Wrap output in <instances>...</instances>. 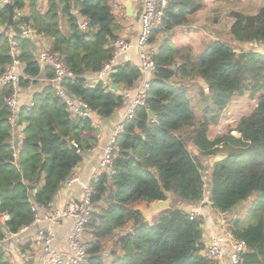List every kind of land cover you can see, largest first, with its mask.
I'll list each match as a JSON object with an SVG mask.
<instances>
[{
    "label": "trees",
    "instance_id": "trees-1",
    "mask_svg": "<svg viewBox=\"0 0 264 264\" xmlns=\"http://www.w3.org/2000/svg\"><path fill=\"white\" fill-rule=\"evenodd\" d=\"M14 23H27L37 37L51 39L47 50L65 65L73 78L58 86L101 118L123 107V90L132 89L139 77V60H120L107 80L118 90L103 86L88 74L98 72L114 55L113 41L119 23L111 0H9ZM203 6V0H170L161 27L150 43L157 44L155 70L146 103L117 135L118 151L113 174L101 173L91 196L93 211L85 225L87 260L78 264H217L203 253V218H189L180 203L197 204L204 194L200 157L223 154L209 169V199L222 213L250 198L240 219L227 226L246 243L241 264H264V54L227 41L211 39L192 56L187 48L158 41L159 32L186 25ZM9 11L0 6V74L11 64ZM231 42L264 43V4L254 14L231 13ZM86 26L81 28L80 23ZM8 31V32H6ZM17 88L41 83L32 105L18 107L11 124L7 99L11 85L0 87V240L29 227L35 219L32 206L48 208L82 159L95 146L98 130L88 116L69 111L66 98L56 93L54 70L42 65L30 40L17 37ZM137 53V52H136ZM138 57V56H137ZM179 60L180 62H178ZM199 78L205 87L196 103L186 79ZM255 101L234 131L212 139L218 123L236 95ZM199 113V115H198ZM152 118L154 120L152 121ZM21 128V129H20ZM20 135L17 147L14 139ZM190 142V143H189ZM74 143L77 147H74ZM194 145V155L188 145ZM75 148V149H74ZM111 249L103 252L105 243ZM0 264H10L0 245Z\"/></svg>",
    "mask_w": 264,
    "mask_h": 264
},
{
    "label": "built area",
    "instance_id": "built-area-1",
    "mask_svg": "<svg viewBox=\"0 0 264 264\" xmlns=\"http://www.w3.org/2000/svg\"><path fill=\"white\" fill-rule=\"evenodd\" d=\"M7 2H9V0H0V6H4V4ZM169 2L170 0H144L142 9L139 13L141 30L135 42L133 43L130 40L119 37L115 39L112 43L114 47L113 58L109 62L105 63L98 72H96L97 79L102 80L103 86L110 88V83L107 80V77L112 70L113 64L121 55L134 48L136 49L140 69L139 82L133 92H131L130 89L123 90L121 92L124 104H127V107L124 112V116L115 123L108 142L103 149L99 169L94 173L92 180L88 184L84 185L82 198L79 201H69L62 209L52 210L45 217V221L51 224H58L63 219H71L73 221V227L67 239L70 251L67 254H63L56 250L52 246V231H41L40 240L42 242L43 249V264H78L82 261V257L86 255L87 244L85 241L84 229L89 220L90 214L93 211L91 196L94 193V182L101 173H105L108 176L113 174V157L118 151L116 137L123 130L124 124L127 122V120L133 117L135 109L145 106L147 93L150 88V81L155 70L154 55L157 46L150 43V37L155 30L161 27V22L164 19L165 10L167 9ZM18 26L21 29V35L15 36L14 31H12L9 35L8 54L11 57L12 62L8 68L2 74H0V87L8 84L13 88L12 94L7 99V105L12 111L11 116L9 117L11 124L15 122L19 107L17 100V81L19 79L17 67L20 64V61L17 58L19 53L17 37L29 40H33L35 37H37L35 31L27 23H21ZM80 26L81 28H84L86 26V22H81ZM245 49L252 50L259 54H264V43L254 41L250 45V48ZM37 59L41 64L46 63L51 65L54 70L52 83L57 85L55 87L56 93L65 97L63 95L62 88H60L58 84L64 78L72 76L71 73L67 70L60 59L50 54L47 49L41 50L37 54ZM66 102L71 113H81L79 111V105L82 104L80 101L75 103L66 98ZM31 105L32 103L28 104V106ZM83 115H86V113H83ZM153 120L154 118H152V121ZM233 132L236 131L232 130L230 131V134ZM74 147H77L75 143ZM73 181H75V175L71 174L66 179L65 183L70 185ZM204 195L205 193L203 194L202 199L199 201V206H202L203 204L212 205L210 199H206ZM38 207L43 210L47 209L42 206L33 205L32 210L36 211ZM185 210L188 212L189 218L191 219L199 216L198 209L195 207H188ZM1 243L2 241L0 240V245ZM245 249L246 243L244 240L235 237L230 229L223 228L220 233H216L214 236L209 237L205 241L203 253L207 257L217 262L222 261L226 255H229V258L233 264H241L242 254L244 253Z\"/></svg>",
    "mask_w": 264,
    "mask_h": 264
},
{
    "label": "crops",
    "instance_id": "crops-1",
    "mask_svg": "<svg viewBox=\"0 0 264 264\" xmlns=\"http://www.w3.org/2000/svg\"><path fill=\"white\" fill-rule=\"evenodd\" d=\"M130 1L132 4V11H133L132 17L126 16L125 9L121 3V0H111L113 4V9H115V11L117 12L115 14L117 16L118 23L120 26L118 31L119 38H124L134 43L141 30L139 13L142 9L144 0H130ZM222 1L223 0H203L202 8L197 10V12H195L192 15L193 17L191 18L189 23L176 28L174 33L173 31L159 32L157 42L159 43L165 38H171L172 41V38L175 39L173 35L179 33L183 37V40L182 41L177 40L176 41L177 43L175 41H172V43L183 47L189 45L192 47L198 46L199 48V46L201 45V39L200 38L196 39L195 37L197 36H194L193 34L194 30H197L198 28L201 30L202 28V26L199 25H198L199 27H197V23H200L202 17L203 18L206 17L205 13H208L209 15V13L213 14V13L222 12V9L224 8L223 6L220 5ZM250 1L251 0H241V2L246 3V6L250 4ZM261 1L262 0H259L258 2V5L255 9L256 12L261 7L259 6L261 4ZM202 11L204 13L201 17L200 14L202 13ZM215 19H216V14L212 16V20ZM231 22L232 19L229 20V25ZM9 29H10L9 34H11L13 30L11 28ZM213 33L219 35V33L217 34L216 31ZM215 38L217 37L214 36L213 39ZM33 42L35 44L36 53H39L41 50L47 49V46L50 44L51 39H47L44 37H35L33 39ZM39 44H41L40 47ZM154 45L157 44L154 42ZM136 52L137 51L134 48L129 52L121 55L122 57L120 58V60L129 61L130 63H135L136 58H138ZM19 65L17 69L20 72L22 68ZM42 65H46V63ZM87 78H89L88 79L89 83H94L97 80V74L96 73L88 74ZM138 82L139 79L136 85L132 89H130L131 92L135 90V88L138 85ZM189 85L190 84H188V86ZM40 87H41V83H37V84H31L26 88H20V90H18L17 93V100L19 106L27 105V103L31 104L32 103L31 99L33 97L34 92L39 90ZM72 102L77 103V101H72ZM82 105L84 104L82 103ZM84 106H85L86 115H83V113H74V114L88 116L91 119V123L93 127H95L98 130V133L96 135L97 143L95 146L82 152L81 161L75 166V168L72 171V174L75 175V181H73L70 185L65 183L63 186H61V188L55 195L53 202L50 204V206L47 209L43 210L38 207L35 211V219L29 227H25L17 234L9 235L6 239L2 241L1 243L2 248L5 251L6 257L9 259L10 264H43L42 261L43 249H42V242L40 240L41 238L40 232L45 230L52 231L53 233L52 246L56 250H58L63 254H67L70 251L67 239L69 233L72 230L73 221L71 219H63L58 224H51L45 221V217L52 210L62 209L69 201H79L82 198L84 185L88 184L92 180L94 173L99 169L100 161L103 154V149L108 142V139L112 133L115 123L124 116V112L126 110L127 104H123L122 108L116 110L112 116L107 118H101L96 116L94 113L88 110L86 105ZM19 137L20 135L16 136L15 138H18L19 141L20 140ZM179 207H181L182 209H187L188 207L189 208L195 207L198 209L199 212L198 215L203 218V224H202L203 242H205L209 237L213 236L218 232L220 220L221 222L222 221L225 222V220L222 217L221 219H217L218 217L217 215L216 218L212 217L211 211L207 209V206L205 204L199 206V203L194 205L180 203ZM216 212L218 211L216 210ZM218 213L221 216H225L227 214V212L224 213L218 212ZM217 264H233V263L231 262L229 255H226L223 258V260L217 262Z\"/></svg>",
    "mask_w": 264,
    "mask_h": 264
},
{
    "label": "rangeland",
    "instance_id": "rangeland-1",
    "mask_svg": "<svg viewBox=\"0 0 264 264\" xmlns=\"http://www.w3.org/2000/svg\"><path fill=\"white\" fill-rule=\"evenodd\" d=\"M259 0H251L250 4L246 6V3L241 2V0H223L222 3L220 4L221 6H223L224 8L222 9V12L220 13H213L208 15V13H205L206 17L203 18V11L200 14L202 19L200 21V23H197V27L202 26L201 30L198 28L197 30H194L193 34L196 39H201V45L196 46V47H192L187 45L185 48H187V52H189L192 56H196L203 47L206 46V44L211 40V38L213 39L214 36L218 37L222 40L227 41V43L231 44L236 50L241 49L242 47L244 48L246 44H235L233 42H231V37L228 33V28H229V20H233V16H231V13L233 12H240V13H244V14H253L256 13V7L258 5ZM264 4V0L261 1V4L259 6H263ZM247 7V8H246ZM255 10V11H254ZM114 13H117L114 9ZM216 14V19L212 20V16H214ZM211 15V16H210ZM193 17V16H192ZM209 17V18H207ZM211 17V18H210ZM199 25V26H198ZM4 27H1L0 29H2ZM217 32V34L219 33V35H216V33L214 34L213 32ZM8 32V31H6ZM159 34V33H158ZM174 38H172V41H182L183 37L181 36V34H176L173 35ZM177 43V42H176ZM41 46V44H39V47ZM178 62H180L179 60H177ZM185 82L187 81L188 84L192 85L190 90H189V95H191L194 99H193V104H195V109L196 110H200L202 105H198L196 103V99H198V93L201 90V88H204V83L201 81V79L199 78H194V79H186L184 80ZM255 104V101L250 99L248 97L247 94H243V95H236L234 97V99L225 107V109L222 112V115L218 121L217 124L215 125H211L209 128V132H208V136L212 139H215L217 137H222L225 136L226 134L230 133V131H232L238 121V119L245 114H248L250 112V110L253 108ZM199 115V113H198ZM232 135L234 136H238V133L233 132ZM190 143V142H189ZM188 149L189 151H191L194 155H197V148L192 145L189 144L188 145ZM215 156H206V157H200V160L203 164V179L205 182V190H204V197L206 199H209V169L212 166ZM251 200L252 198L241 202L240 204H237L236 206H234L231 210H229L227 212V214L225 216H221L218 212H216V210L212 207V205H208L205 204L207 206V209L209 211H211V216L216 218V215L218 216L217 219H221V217L225 220V222H221V220L219 221V230L218 232L220 233L222 231L223 228H227V226H229V224H231L232 220L234 219H240L242 222V225L246 222L244 220V215L246 214V211L248 210V208L251 205ZM199 203V202H198ZM213 209V210H211ZM219 214V215H218ZM217 232V233H218ZM215 235V234H214ZM213 235V236H214ZM87 235H85L86 238ZM212 237V236H211ZM203 242V240H202ZM205 242H203V246H204ZM111 243H105V245L103 246V252L106 253L107 251H109L111 249L110 247Z\"/></svg>",
    "mask_w": 264,
    "mask_h": 264
},
{
    "label": "water",
    "instance_id": "water-1",
    "mask_svg": "<svg viewBox=\"0 0 264 264\" xmlns=\"http://www.w3.org/2000/svg\"><path fill=\"white\" fill-rule=\"evenodd\" d=\"M121 3H122V5H123V7H124V9H125V14H126V16H128V17H132V16H133V11H132V4H131V1H130V0H121ZM4 7L7 8L8 11H9V14H8V20H7L6 26H8L9 28H11V29L14 31L15 36H20V35H21V29L19 28L18 25H16V24L14 23V9H13L11 3H9V2L5 3V4H4ZM253 42H254V41H252V43H253ZM252 43L249 42L248 44H246L245 47H244V49H245V48H250V45H251ZM30 44H31V48H32L33 50H35V44H34L33 40H30ZM69 77L73 78V76H69ZM109 87H110V89H113L114 91H117V90H118V86L115 85L114 83H110V86H109ZM62 92H63V95H64L67 99H69V100H71V101H75L74 97H72L71 95H69V94L67 93V91H65L64 89H62ZM79 111H80L81 113H85V106L82 105V104L79 105ZM17 144H18V138H15V139H14L13 146L16 148V147H17ZM74 149H75V148H74ZM214 156H215V158H214L215 161H214V162H216V161H220V160L224 157L223 154H216V155H214ZM87 258H88L87 255L83 256V257H82V261L87 260Z\"/></svg>",
    "mask_w": 264,
    "mask_h": 264
},
{
    "label": "bare ground",
    "instance_id": "bare-ground-1",
    "mask_svg": "<svg viewBox=\"0 0 264 264\" xmlns=\"http://www.w3.org/2000/svg\"><path fill=\"white\" fill-rule=\"evenodd\" d=\"M251 43H252V41H251Z\"/></svg>",
    "mask_w": 264,
    "mask_h": 264
}]
</instances>
